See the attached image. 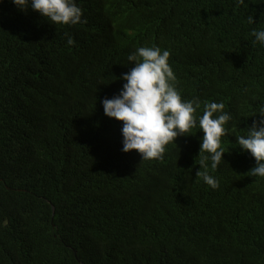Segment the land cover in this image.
<instances>
[{"label": "trees", "instance_id": "obj_1", "mask_svg": "<svg viewBox=\"0 0 264 264\" xmlns=\"http://www.w3.org/2000/svg\"><path fill=\"white\" fill-rule=\"evenodd\" d=\"M77 2L76 26L0 2V264H264V178L236 143L264 106V0ZM152 45L197 115L215 101L233 117L215 190L196 176L199 128L142 161L104 114Z\"/></svg>", "mask_w": 264, "mask_h": 264}, {"label": "clouds", "instance_id": "obj_2", "mask_svg": "<svg viewBox=\"0 0 264 264\" xmlns=\"http://www.w3.org/2000/svg\"><path fill=\"white\" fill-rule=\"evenodd\" d=\"M2 2V0H0ZM244 0H240L243 3ZM22 12L32 10L55 25L76 26L86 23L83 9L77 0H12ZM249 24L255 16L248 17ZM253 43L264 46V29H253ZM66 45H74L68 34ZM171 52L160 46H141L127 56L130 70L116 80L124 81L119 93L102 101L104 114L121 121L122 151H137L142 161L163 159L166 147L178 137L191 135L193 129L203 132L200 154L203 155L196 176L213 190L219 188L216 172L226 153L221 147L222 137L229 134L232 115L225 111L223 102H207L202 115L199 98H184L177 87V77L170 64ZM255 119L244 135H236L239 149L255 158L250 172L264 178V106L257 109ZM210 161V164H209ZM202 169V170H201ZM211 171H210V170Z\"/></svg>", "mask_w": 264, "mask_h": 264}]
</instances>
